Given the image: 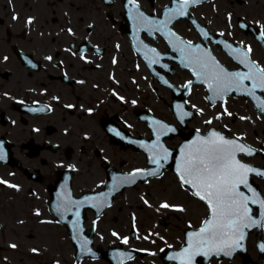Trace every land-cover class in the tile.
Wrapping results in <instances>:
<instances>
[{
    "label": "flooded vegetation",
    "instance_id": "obj_1",
    "mask_svg": "<svg viewBox=\"0 0 264 264\" xmlns=\"http://www.w3.org/2000/svg\"><path fill=\"white\" fill-rule=\"evenodd\" d=\"M181 5L182 0H135V5L129 0H0V146L5 154L0 180L7 182L0 184V208L58 229L59 214L86 218L81 243L86 247L93 234V249L103 255L78 263L77 245L71 244L74 264H112L120 259L108 254L114 246L139 251L125 264H167V248H180L170 237L173 220L187 223L182 243L203 226L210 218L208 205L174 170L182 143L215 131L248 146L252 154L238 153L237 159L264 172V89L215 97L173 49L190 42L186 53L204 54L237 72L247 69L233 49L251 48L249 60L264 68V0H201L176 15ZM137 7L150 19L163 21L168 10L173 18L163 31L137 30L130 15ZM251 83L244 81L249 88ZM183 113L190 115L181 119ZM156 144L160 147L150 151ZM164 149L167 160L151 163ZM248 180L264 199V177L254 172ZM174 189L180 192L177 198L170 192ZM240 190L248 194L243 186ZM161 194L175 200H162ZM164 203L172 207H161ZM95 218H100L96 224ZM122 218L130 221L126 233ZM138 218H158L156 229L144 235ZM26 222L16 225L26 228ZM5 225L0 222V230ZM55 240L59 243V237ZM261 244L264 222L260 232L249 233L246 252L212 257L209 264H264ZM3 252L8 249L0 245ZM27 252L24 260H4L59 264L39 248Z\"/></svg>",
    "mask_w": 264,
    "mask_h": 264
},
{
    "label": "snow or ice",
    "instance_id": "obj_2",
    "mask_svg": "<svg viewBox=\"0 0 264 264\" xmlns=\"http://www.w3.org/2000/svg\"><path fill=\"white\" fill-rule=\"evenodd\" d=\"M190 2L194 4L201 2V0H182L181 8L176 12V15H185L184 9L188 7ZM129 3L135 5V0H129ZM130 15L137 25V30L145 28L163 31L173 18L172 10H168L163 21L150 19L140 12L138 7L131 10ZM28 22L31 23V20ZM166 35L174 36L175 34L166 33ZM205 35L207 34L205 33ZM170 43H172L171 40ZM180 43L184 44V47H177L173 44V49L180 53L185 67H191L193 74L208 85L213 96L222 97L227 92L239 89H244L248 95H254L256 89H264V68L258 67L255 62L249 60L248 55L251 48L243 53L239 52L238 49H233L236 58L247 71L228 72L204 54L186 53V48H192L190 42L181 41ZM151 51L155 52V49ZM152 62L155 63L156 61L153 60ZM244 81H251V87L245 86ZM191 83L189 81L186 86H190ZM177 107H182V105ZM260 107L264 111V103ZM184 115H190V113H183L181 119ZM167 130L172 131L170 128ZM159 135L158 132L157 141ZM159 147L160 145L156 144L149 150ZM184 148L179 167V178L182 184L195 189L193 195L206 202L210 218L203 221V226L198 231L188 233L186 246L181 252L170 258L180 260L181 264H194L197 256L211 257L220 254L231 256L236 249L242 246L241 242L246 235L245 229L259 224V221L250 215V203L260 206V219L264 220V199L259 197L248 180L250 173L255 172L264 177V172H258L237 159L238 153L252 154V150L248 146L238 143L236 140L225 139L215 131L211 132L208 137H201L198 141L185 145ZM163 151L164 154L160 158H152L151 163L159 166L161 159L167 160V150L164 149ZM3 159H5V154L2 146H0V160ZM148 174L155 175L153 172ZM5 183L7 182L0 180V184ZM8 186L17 187L16 185ZM241 186L247 190L248 194L240 190ZM161 207L169 208L172 206L164 203ZM179 210L183 211V209ZM75 215L79 217L78 210ZM123 242L127 243L128 241L125 239ZM260 247L261 250H264V244H261Z\"/></svg>",
    "mask_w": 264,
    "mask_h": 264
},
{
    "label": "rangeland",
    "instance_id": "obj_3",
    "mask_svg": "<svg viewBox=\"0 0 264 264\" xmlns=\"http://www.w3.org/2000/svg\"><path fill=\"white\" fill-rule=\"evenodd\" d=\"M175 198L178 197V190L174 189L170 191ZM180 193V192H179ZM182 196V195H181ZM162 200H169L173 203L175 200H171L168 197V194L160 196ZM165 211L162 212L164 214ZM47 221L52 220L51 218H44ZM141 224L142 229H139L143 231V234L150 232L148 230L156 229L154 222L158 220V218H138ZM109 219L105 218V222L109 221ZM18 221L26 222V228H22L21 226L16 225ZM0 222L7 224L5 225L6 230H0V245L4 248L8 249V253L3 252L0 254V264H6L8 259L10 262L24 260L25 255H23L24 252H21L20 254L13 252H10L9 248H12V245H15V247H20L25 250V253H28L29 249L31 248H39L43 252H46L47 256L49 257V260L55 261L59 264H74L73 262V253L74 249L71 245L68 232L66 229H64L61 225H59V229L52 224H46L44 226L39 225L37 223L36 218H17L12 215L11 211H6V208H0ZM174 225L170 227V237H176L175 238V245H182V236H183V230L186 228L187 223L184 218H175L173 220ZM123 230V233H126L130 229V221L128 218H122L120 221ZM12 224L13 227H9L8 225ZM16 225V227H15ZM163 230V229H161ZM103 231V228H102ZM32 236V237H30ZM38 236V237H37ZM161 236V235H158ZM55 237H59V243H56ZM163 237V236H162ZM52 239L53 244L52 245ZM119 240L116 242L118 243ZM165 242V241H163ZM102 243V239L98 241V244ZM58 244V245H57ZM59 246V247H58ZM145 246V245H143ZM24 253V254H25ZM85 264H93V263H85ZM97 264H102V262H99ZM132 264H142L141 261L133 262Z\"/></svg>",
    "mask_w": 264,
    "mask_h": 264
},
{
    "label": "water",
    "instance_id": "obj_4",
    "mask_svg": "<svg viewBox=\"0 0 264 264\" xmlns=\"http://www.w3.org/2000/svg\"><path fill=\"white\" fill-rule=\"evenodd\" d=\"M256 207H258V204H256ZM60 220L64 223V224H71V222L72 223H74V228H78V230L79 231H83V229H82V224H83V219L82 218H73L72 220H69L68 218H60ZM258 221H259V224L258 225H260L261 224V222H262V220L259 218V219H257ZM254 226H252V227H250V228H246L245 229V233H246V235H245V239L241 242L242 243V246L241 247H245L246 246V241H247V237H248V233H249V231H250V229H252ZM73 228V229H74ZM72 229V232H73V236L75 235L74 234V230ZM185 247V246H184ZM183 247V248H184ZM182 248V249H183ZM182 249L180 250V251H177L176 252V254H178L179 252H181L182 251ZM127 254H129V253H127ZM175 254V255H176ZM132 257H134V254H131V255H128L127 256V259H130V258H132ZM177 262L179 263V264H181V261L180 260H178L177 259ZM119 264H123V262L121 261Z\"/></svg>",
    "mask_w": 264,
    "mask_h": 264
}]
</instances>
